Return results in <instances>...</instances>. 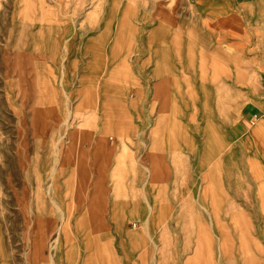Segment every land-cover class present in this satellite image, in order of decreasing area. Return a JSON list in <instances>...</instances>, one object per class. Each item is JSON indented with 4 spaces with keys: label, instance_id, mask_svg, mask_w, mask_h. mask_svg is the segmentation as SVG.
Masks as SVG:
<instances>
[{
    "label": "rangeland",
    "instance_id": "374dc122",
    "mask_svg": "<svg viewBox=\"0 0 264 264\" xmlns=\"http://www.w3.org/2000/svg\"><path fill=\"white\" fill-rule=\"evenodd\" d=\"M0 264H264V0H0Z\"/></svg>",
    "mask_w": 264,
    "mask_h": 264
},
{
    "label": "crops",
    "instance_id": "0c3cea01",
    "mask_svg": "<svg viewBox=\"0 0 264 264\" xmlns=\"http://www.w3.org/2000/svg\"><path fill=\"white\" fill-rule=\"evenodd\" d=\"M216 43H218V40H215Z\"/></svg>",
    "mask_w": 264,
    "mask_h": 264
}]
</instances>
